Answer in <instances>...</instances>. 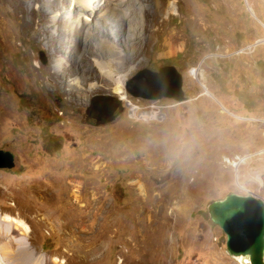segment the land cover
<instances>
[{
	"label": "rangeland",
	"instance_id": "374dc122",
	"mask_svg": "<svg viewBox=\"0 0 264 264\" xmlns=\"http://www.w3.org/2000/svg\"><path fill=\"white\" fill-rule=\"evenodd\" d=\"M25 7L40 19L38 4ZM59 8L49 15L57 22L53 30L64 31L55 52L46 35H33L39 25L14 27L10 9L0 4V19L15 32L14 44L7 42L0 55V150L14 154V167L0 169V217L28 225L27 236L15 235L32 243L35 257H64L69 264H248L227 254L226 236L207 206L230 193L250 192L264 201V0H137L126 12L127 22L138 16L141 30L145 10L159 14L151 31L160 30L128 67L125 89L147 84L144 69L171 65L182 76L181 102L135 98L128 90L126 101L98 81L88 92L87 81L76 89L71 76L52 78L54 67L64 72L78 65L77 55L67 53L68 30L75 52L85 54L87 34L99 26L86 17L72 19L66 4ZM76 25L83 29L77 40ZM102 30L116 42L114 26ZM170 30L178 50L158 57ZM128 31L126 24L125 36ZM198 66L216 101L189 75ZM104 97L115 101L111 115L101 110L109 103ZM152 106L164 113L161 123L138 119ZM134 108L139 112L131 117ZM235 162H241L238 170ZM70 182L81 197L77 202ZM14 201L33 209L24 216L9 213ZM67 226L80 230L65 237Z\"/></svg>",
	"mask_w": 264,
	"mask_h": 264
},
{
	"label": "bare ground",
	"instance_id": "6f19581e",
	"mask_svg": "<svg viewBox=\"0 0 264 264\" xmlns=\"http://www.w3.org/2000/svg\"><path fill=\"white\" fill-rule=\"evenodd\" d=\"M93 1L94 0H0V4L7 5L8 8L10 9L12 14L11 22L13 23L14 27H16L19 22L22 23L23 27L27 29H29L30 25L31 27H33L34 25H39L40 28L35 29L33 35L36 37H41L42 35H46L48 48L54 50L55 52L59 51L58 44L59 43L61 44V38L64 31L63 28L61 27H59L56 30H53L54 25L57 24V22H55L54 20L53 21L49 20V15L53 11L60 9L59 8L60 5L66 4V6H68L69 12L72 13L71 15L72 19L75 18L78 19V21L82 20L83 22V18L86 17L91 20H94L97 25L99 24L98 29L95 30L96 32L93 31V26L91 30V27L86 22V27L90 29L92 32L87 34L89 39L87 40L85 54H79V53L77 54L75 52L74 47L72 46V41L71 40L69 41V36H71V32H69L68 30L67 37H68V46H70V51H68L67 53L77 55L78 65L76 68H72V70L64 67L63 68L64 72L61 71L58 66L54 67L53 68L54 72L51 73L53 74L52 78H54L56 81L57 80L63 81L68 76H71L73 77V81H74L72 86L73 88L76 89H81L83 86V81H87L88 84H90V87H88L89 88L88 92H93L94 82L98 81L102 83L101 87L108 86L110 88H113L117 93L121 95V97L124 98L123 100L126 99L131 100L130 97L128 96V92H131L130 90L132 88L130 89L128 88L127 89L128 92L125 89V83L128 78V75L133 70V69H129L128 67L130 65H133L137 61L139 55L145 53L146 47L149 44V39L151 40V37L155 35V32H158L160 30L159 28H157L151 31V28L158 23V18L160 16L159 14H155L154 16H151L145 10L142 16L143 23L141 25L142 27L141 30L139 28L140 21L138 16H136L135 19H133L132 21H128V22L126 18V12L130 10L131 7L132 8L134 7L135 1L137 0H95L94 3ZM138 1H149L154 3L159 2L161 4L164 2V0H138ZM27 3H36L39 5L37 11L40 15V19H38L37 21L34 19V11L33 10L30 11L27 7H25ZM95 6L99 7V9H97L98 14H93V11H95L94 9ZM248 8L250 12H253L249 6ZM25 14H27L30 17V22H27L25 20ZM94 15H97L98 18H96ZM71 24L73 28V22H71ZM126 24L129 28V31L131 32L127 36H125L124 34ZM111 26H114L116 31L115 43L114 42L109 43V41L105 38V35L103 36L104 31L102 30V28H107ZM74 29L75 30L72 32V36H74L75 40H77V37H80V35L82 34L83 29L81 27L78 28V25H76V28ZM176 39H177L176 33L172 32L171 30L167 31L163 43L164 49L161 51V53L158 54V57L169 56L176 53V51L178 50V44ZM14 40H15L14 29L9 27L8 25L6 26L4 20L0 19V43L2 44V47L0 46V55H2L4 52V45L9 41L13 43ZM122 41L126 42L128 46L127 47L123 46ZM262 42H264V40H262ZM93 43L95 44L96 47L95 49L92 46ZM93 62L95 63V65L93 64ZM8 70L11 72L12 77L16 79L15 72H13L11 68H8ZM189 75L205 91V94L207 96H209L214 101H216L214 94L208 89L207 85L205 84L206 83L204 81L205 74L202 67L198 66L197 68H193V70L190 71ZM17 84L19 85L20 83ZM88 84H86V87ZM106 101H108L109 103L101 106L102 110H104V108L106 107L113 106V104L111 105L110 101H114V100L106 99ZM222 110L225 112H229L223 106H222ZM131 111H132L131 117H134L135 114L139 112L137 108H134ZM137 116L138 119L140 118L148 123H154V122L161 123L165 118L164 113L161 112L158 108L153 106L150 107L149 109L140 111V113L137 114ZM242 161L243 160H241V162ZM241 162L233 163V165L237 168V170ZM131 184L137 185L139 189V193L141 195L146 194L145 186L141 182H139V180L137 179L131 180ZM69 185L71 186V188L74 187V189L70 193V197L74 199V201L76 202L78 200H81V197L78 196L77 194L78 190H75L74 183L70 182ZM35 189L40 191L39 196H43V198L46 197V194H44V190L42 187H38ZM31 209L33 208L27 207L26 204L25 206H22L21 202L14 201V203H12V208H9L7 211L9 213L17 212L18 215L24 216L25 213L29 211L31 212L32 211ZM101 213L102 212H99V215ZM41 221L44 222L51 230L55 231V227L52 224H50L51 222L50 223L47 222L44 216H41ZM4 223H7L6 226L9 229H6ZM27 226L25 225L24 221H21L18 218H13L10 215H5L0 217V238H4L3 239L4 242L0 241V264H69L64 259V257H62L63 260H58V261L50 260L47 257L45 258L35 257V252H36L35 247L33 248L29 247V245H31L32 243L29 241V245H26L25 242L20 237L15 235V233L19 232L20 235L27 236L26 234ZM76 230H80V229L79 228L73 229L67 226L65 229H63V236L65 237L74 236ZM77 233L80 232L78 231ZM76 238L77 237H75V239ZM28 239L31 240L30 237H28ZM57 257L60 258L59 255Z\"/></svg>",
	"mask_w": 264,
	"mask_h": 264
},
{
	"label": "water",
	"instance_id": "95a60500",
	"mask_svg": "<svg viewBox=\"0 0 264 264\" xmlns=\"http://www.w3.org/2000/svg\"><path fill=\"white\" fill-rule=\"evenodd\" d=\"M148 82L140 90L129 92L135 98L159 100L169 98L185 101L181 74L174 66H163L158 71L144 69ZM134 81L131 80L130 83ZM130 89V88H129ZM109 100L108 98H105ZM103 106V105H102ZM102 108V107H101ZM115 107H106L111 115ZM102 110V109H101ZM103 110V111H104ZM14 154L0 150V169L14 167ZM211 222L226 236V252L229 256L248 264H264V201L250 194L230 193L207 206Z\"/></svg>",
	"mask_w": 264,
	"mask_h": 264
},
{
	"label": "built area",
	"instance_id": "2783aa9c",
	"mask_svg": "<svg viewBox=\"0 0 264 264\" xmlns=\"http://www.w3.org/2000/svg\"><path fill=\"white\" fill-rule=\"evenodd\" d=\"M246 194H250V195H252L250 192H247ZM253 196V195H252ZM255 197V196H254Z\"/></svg>",
	"mask_w": 264,
	"mask_h": 264
},
{
	"label": "flooded vegetation",
	"instance_id": "af4514ba",
	"mask_svg": "<svg viewBox=\"0 0 264 264\" xmlns=\"http://www.w3.org/2000/svg\"><path fill=\"white\" fill-rule=\"evenodd\" d=\"M262 41V40H261Z\"/></svg>",
	"mask_w": 264,
	"mask_h": 264
}]
</instances>
